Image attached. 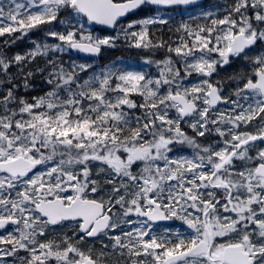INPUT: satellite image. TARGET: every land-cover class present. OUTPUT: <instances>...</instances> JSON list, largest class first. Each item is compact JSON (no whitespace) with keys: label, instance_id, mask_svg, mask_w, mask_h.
<instances>
[{"label":"snow or ice","instance_id":"snow-or-ice-1","mask_svg":"<svg viewBox=\"0 0 264 264\" xmlns=\"http://www.w3.org/2000/svg\"><path fill=\"white\" fill-rule=\"evenodd\" d=\"M0 38V264H264V0H0Z\"/></svg>","mask_w":264,"mask_h":264},{"label":"trees","instance_id":"trees-1","mask_svg":"<svg viewBox=\"0 0 264 264\" xmlns=\"http://www.w3.org/2000/svg\"><path fill=\"white\" fill-rule=\"evenodd\" d=\"M2 39L3 38H0V40H2ZM29 46L30 45H29L28 40H23V41L18 42L16 45H13L11 51H17V50L23 51L26 48H28ZM118 56H122L123 59L129 63L139 61V57L130 56V54L127 52H124V53L109 52V53H105L104 55H102L99 58L98 63H100V64L106 63L109 60L115 59ZM36 84H37V87L34 89L33 94H43V89L45 88V86L39 80L36 81Z\"/></svg>","mask_w":264,"mask_h":264},{"label":"rangeland","instance_id":"rangeland-1","mask_svg":"<svg viewBox=\"0 0 264 264\" xmlns=\"http://www.w3.org/2000/svg\"><path fill=\"white\" fill-rule=\"evenodd\" d=\"M218 3V2H217ZM197 11H199V9H196Z\"/></svg>","mask_w":264,"mask_h":264},{"label":"water","instance_id":"water-1","mask_svg":"<svg viewBox=\"0 0 264 264\" xmlns=\"http://www.w3.org/2000/svg\"><path fill=\"white\" fill-rule=\"evenodd\" d=\"M204 0H201V2H203Z\"/></svg>","mask_w":264,"mask_h":264},{"label":"flooded vegetation","instance_id":"flooded-vegetation-1","mask_svg":"<svg viewBox=\"0 0 264 264\" xmlns=\"http://www.w3.org/2000/svg\"><path fill=\"white\" fill-rule=\"evenodd\" d=\"M230 71H231V69H230Z\"/></svg>","mask_w":264,"mask_h":264}]
</instances>
